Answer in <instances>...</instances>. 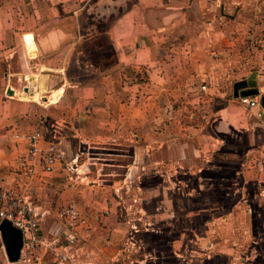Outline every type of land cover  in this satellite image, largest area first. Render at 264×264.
<instances>
[{"label":"crops","instance_id":"obj_1","mask_svg":"<svg viewBox=\"0 0 264 264\" xmlns=\"http://www.w3.org/2000/svg\"><path fill=\"white\" fill-rule=\"evenodd\" d=\"M101 37L106 46H92ZM253 72L262 95L264 0H0V188L24 194L41 239L65 246L73 262L79 251L91 255L95 224L118 220L121 195L141 192L137 177L156 193L152 179L232 154L221 149L225 132L264 147V118L228 113L239 96L222 98L223 83ZM27 74L37 75L36 91L25 92ZM214 93L207 130L188 114L196 97ZM37 126L46 129L39 151L59 142L64 161L47 173L37 155L27 176L18 161ZM68 202L87 211L88 234L61 227L57 210ZM0 264L16 263L0 250ZM42 264H53L50 249Z\"/></svg>","mask_w":264,"mask_h":264},{"label":"rangeland","instance_id":"obj_2","mask_svg":"<svg viewBox=\"0 0 264 264\" xmlns=\"http://www.w3.org/2000/svg\"><path fill=\"white\" fill-rule=\"evenodd\" d=\"M98 7L105 9L106 5ZM123 9V5L116 7L115 13ZM109 20L108 17L104 24ZM97 44L105 47L106 40L101 37L92 46ZM90 55L97 61L96 53ZM36 79L37 75L33 81ZM33 81L30 75L25 76L21 84L30 88L26 93L36 91ZM237 81L240 80L223 83L227 87H223V100H231ZM215 93L213 97H196L197 103L188 114L192 122L205 125L207 130H212L208 106H212ZM19 97L31 100L23 98L22 91ZM37 100L40 102V98ZM204 103L207 107L201 108ZM230 105L228 113L243 115L245 108L238 102ZM226 116L222 115L224 119ZM236 133L233 136L225 132L221 139L224 145L221 149L232 154L224 152L219 159L210 157L206 162L195 160L185 173L152 179L157 190L154 194L145 192L147 180L137 177L141 192L123 198L121 195L115 211L119 221H98L95 224L98 230L92 238L93 253L77 252L72 264H264V147L250 148L244 136ZM98 150V153L110 151ZM104 158L111 159L108 155ZM97 162L98 168L106 169L100 165L103 161ZM65 205H73L90 221L87 211L75 202L60 205L57 216ZM103 211V217H108ZM110 234L116 238L111 240Z\"/></svg>","mask_w":264,"mask_h":264},{"label":"built area","instance_id":"obj_3","mask_svg":"<svg viewBox=\"0 0 264 264\" xmlns=\"http://www.w3.org/2000/svg\"><path fill=\"white\" fill-rule=\"evenodd\" d=\"M204 86L201 87L204 90ZM239 104L247 111H252L258 119L264 118V109L260 104V94L255 96H239ZM46 129L37 126L28 139V150L25 157L18 161V166L27 176L34 173V159L39 156V163L44 172H52L57 163L64 161V153L59 142H50L45 150L39 151L38 143L44 138ZM73 168V165H66ZM75 169V168H73ZM58 217L66 230L88 234L90 227L86 217L79 213L73 205L60 208ZM7 220L22 233V248L16 264H42L43 251L50 249L53 255V264H72V256L65 246L55 240H43L38 236L41 220L34 214L24 194L14 187L0 188V222ZM0 250L4 253L0 234Z\"/></svg>","mask_w":264,"mask_h":264},{"label":"water","instance_id":"obj_4","mask_svg":"<svg viewBox=\"0 0 264 264\" xmlns=\"http://www.w3.org/2000/svg\"><path fill=\"white\" fill-rule=\"evenodd\" d=\"M255 77L256 74L253 72L247 79L235 82L233 84L234 97L258 95ZM25 92H27V88H25ZM7 94L13 95L12 91H7ZM260 104L264 109V93L260 95ZM0 234L8 262L16 263L19 260L20 250L23 244L21 231L13 227L9 221L3 220L0 222Z\"/></svg>","mask_w":264,"mask_h":264},{"label":"bare ground","instance_id":"obj_5","mask_svg":"<svg viewBox=\"0 0 264 264\" xmlns=\"http://www.w3.org/2000/svg\"><path fill=\"white\" fill-rule=\"evenodd\" d=\"M43 83H44V81H43ZM43 83H41V85H40V92L44 89V85H43ZM34 84H36L35 81H34Z\"/></svg>","mask_w":264,"mask_h":264}]
</instances>
